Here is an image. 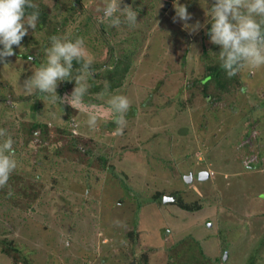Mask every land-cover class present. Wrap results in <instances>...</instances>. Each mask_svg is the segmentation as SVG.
Masks as SVG:
<instances>
[{"label":"rangeland","instance_id":"1","mask_svg":"<svg viewBox=\"0 0 264 264\" xmlns=\"http://www.w3.org/2000/svg\"><path fill=\"white\" fill-rule=\"evenodd\" d=\"M178 2L189 24L204 25L195 34L173 22V0H122L138 13L134 27L123 16L119 27L99 23L105 0H33L48 23L0 62V128L18 162L0 189V264H14L2 251L9 240L30 264H264V69L202 84L219 47L205 0ZM52 35L84 38L88 84L99 87L85 96L102 116L95 130L84 109L20 87ZM117 57L129 63L109 89L102 75ZM74 86L60 82L58 96ZM115 94L132 102L119 135L107 105ZM35 123L45 132H30Z\"/></svg>","mask_w":264,"mask_h":264},{"label":"clouds","instance_id":"2","mask_svg":"<svg viewBox=\"0 0 264 264\" xmlns=\"http://www.w3.org/2000/svg\"><path fill=\"white\" fill-rule=\"evenodd\" d=\"M122 0H105L98 22L110 27H119L123 22L134 27L137 24V11L131 5L121 6ZM161 6V5H160ZM175 15L173 22H182V27L195 34L204 25L199 21L189 24L192 14L187 6L173 0ZM210 23L209 41L219 47L217 52L221 68L229 77L237 75L242 69L257 71L264 69V0H214L210 7L205 0L204 9ZM32 9V11H28ZM40 18V11L33 0H0V62L15 55L13 50L22 47L23 38L34 30ZM50 46L45 49L46 61L42 63L20 85L25 96L43 94L53 103L67 104L73 109H84L88 116V127L95 130L102 116L95 110H88L85 96L90 85L88 77L94 74L91 56L88 55L83 37H49ZM31 61L32 57L29 56ZM74 62L77 75L73 76ZM4 64H7L6 62ZM74 81L70 94L58 96L60 82ZM106 92L97 94L103 100ZM131 100L122 94L107 98L111 121L116 125V133L123 134L127 125L126 116L131 108ZM0 189L8 185L10 177L16 171L14 141L5 128H0Z\"/></svg>","mask_w":264,"mask_h":264},{"label":"trees","instance_id":"3","mask_svg":"<svg viewBox=\"0 0 264 264\" xmlns=\"http://www.w3.org/2000/svg\"><path fill=\"white\" fill-rule=\"evenodd\" d=\"M38 8L40 11L39 21L42 24L46 25L48 23L47 15L49 12L47 10H42L40 7H38ZM28 11L30 12V11H32V9H29ZM126 62H128V60L127 59L123 60V57L114 58L113 59V66H111V69L108 68L106 74L102 75V78L106 80V84L108 85L109 89H114V88L118 87L119 85H121L122 78L125 75V71L127 70V66H128ZM122 64H125V65H123L121 68H119V65H122ZM76 67H78V65H75V62H74L73 74L76 73V71H75ZM226 75H227L226 72L221 68L219 62L214 63V64H210V65L208 64V65H206L205 74L203 75V77L201 78L200 81L202 84H205L204 82H206L212 78L219 83V87H223L222 85H224L223 83H225V80L230 78L228 75L227 76ZM231 78L233 79L234 76H232ZM68 83H69V81H63L62 82V88H65V86H67ZM194 83H196V81H194ZM98 88L99 87L95 83H93V81H91V87H89V91H92L93 89L97 90ZM44 127H45V124L43 125V124L35 123V124L31 125L30 132L33 133L37 129H42L45 132ZM74 142L75 141L72 140L73 144H74ZM181 207L184 209H187V210H193V209H199L201 206L200 205H194V204H189V205L181 204ZM5 244H6V246H4L2 248V251L7 253L10 256V258L14 264H17L21 260H23L26 264H30V262L27 259L19 257V253H18L16 247L13 246L14 244L12 241L9 240Z\"/></svg>","mask_w":264,"mask_h":264}]
</instances>
